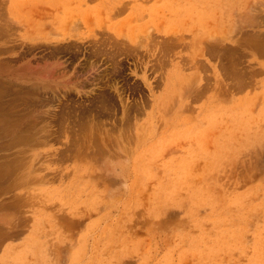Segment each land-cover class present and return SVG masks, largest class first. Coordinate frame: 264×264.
<instances>
[{"label":"rangeland","instance_id":"obj_1","mask_svg":"<svg viewBox=\"0 0 264 264\" xmlns=\"http://www.w3.org/2000/svg\"><path fill=\"white\" fill-rule=\"evenodd\" d=\"M0 264H264V0H0Z\"/></svg>","mask_w":264,"mask_h":264}]
</instances>
